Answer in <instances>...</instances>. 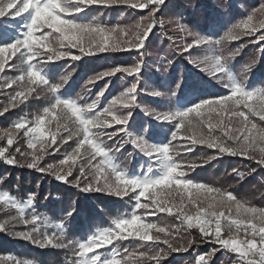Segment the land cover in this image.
<instances>
[{
	"label": "snow or ice",
	"instance_id": "1",
	"mask_svg": "<svg viewBox=\"0 0 264 264\" xmlns=\"http://www.w3.org/2000/svg\"><path fill=\"white\" fill-rule=\"evenodd\" d=\"M116 5L147 9V14L134 24L122 26L102 24L98 17L86 23L79 20L80 14L93 6L110 8ZM163 7H166V0H0V18L15 22H0V73L6 70L20 73L14 77L0 76V87L11 88L19 84L21 89L10 94L0 115L24 103L33 93L37 98L44 93L51 100L42 114L34 115L31 120L22 117L0 133V141L6 140L7 144L0 146V159L9 166L27 167L51 175L82 192H106L120 198L129 196L134 201L131 213L113 218L110 226L97 228L86 240H72L66 235V221L73 211H68L65 219L55 224V231H49L47 217L34 211L29 217L26 212V209H34V193L21 202L8 191H0V206L17 211L16 215L0 223V231H9L10 221L30 226L27 231L13 235L42 249L49 246L70 249L74 259L68 264H144L145 258L161 264L172 252H187L193 245L202 243L217 247L196 254L193 264H214L213 257L217 252L234 254L236 258L231 264H264V208L239 200L231 192L191 180L185 169L194 170L199 165L183 158L176 159L199 144L217 150V155L208 157L205 163L221 155L241 156L264 168V125L250 118L258 117L259 121H264V88L249 90L246 86L248 74L257 61L253 59L244 65L237 75L230 72L228 61L239 54V48L228 56L216 54L226 41H237L245 36L256 37L252 43L264 41V3L228 27L218 39L188 31L179 20L176 21L181 31L191 37L190 42L177 50L184 53L194 47H206L210 55L190 58L189 63L226 89L225 94L195 101L181 111H157L137 102L145 55L141 49L146 48L157 23L163 26V20L157 19V13L162 12ZM67 49H77L79 54H72ZM132 49L139 53L137 63L108 68L90 76L85 83L83 91L90 92L89 85L117 73L135 77L134 82L113 96L102 110L98 105L108 91L110 81L91 102L82 94L62 98L59 91L62 84L67 83L68 76L61 77L62 83H54L39 67L66 58L79 61L83 56ZM259 51L264 55V48ZM149 94L164 95L159 91ZM170 95L175 96V90ZM135 108H140L158 123L171 125L166 142L154 145L147 142L144 135L130 131L129 121ZM53 120L54 130L49 127ZM114 125L121 127L107 131ZM21 133L26 149L30 151L19 146ZM121 133L123 138L116 139ZM69 141H73V145L69 146L71 150H64L62 159L41 166L45 156L59 153ZM125 144H131L147 158V166L141 165L135 174H129L117 156ZM13 146L14 152L11 151ZM74 171H78V175L69 180ZM232 171L243 178L244 174L237 169ZM130 192L135 195L130 196ZM189 205L190 210L186 211ZM141 209L144 211L138 213ZM158 213L174 215L180 224L162 226L146 220L147 216ZM192 229L200 233L199 239L189 238L186 244L183 237L178 239L181 231L190 235ZM130 239L141 242L136 249L157 250L153 254L122 244ZM0 264L34 262L0 256Z\"/></svg>",
	"mask_w": 264,
	"mask_h": 264
},
{
	"label": "rangeland",
	"instance_id": "2",
	"mask_svg": "<svg viewBox=\"0 0 264 264\" xmlns=\"http://www.w3.org/2000/svg\"><path fill=\"white\" fill-rule=\"evenodd\" d=\"M261 3H264V0H166V7H163L162 12L157 13L158 21L163 20L164 22L163 26H161L160 23H157V25L153 29V34L150 36V39L146 43V48L141 49V51H143L145 55L144 63L142 65L141 81L138 85L139 95L137 96V102L142 107L155 109L157 111H167L170 109L181 111L191 106V104L195 101L208 98L209 96L225 94L226 89L221 84L216 83V81L212 80L211 77L205 72H201L197 67L189 63L190 58L200 59L206 55H210L206 47H194L190 52L184 53L177 50L178 47L182 48L186 42H190L191 37L187 36L185 31H181L176 21L179 20L181 24L186 26V29L188 31L218 39L219 36L224 34L228 27L238 22L240 19L246 18L248 13L251 12L254 8L259 7ZM146 14L147 9H130L125 5H116L110 8L93 6L85 13H81L79 20L86 23L92 21L93 17H98L99 22L102 24L108 26H122L134 24L139 20L141 16ZM259 19H261V17H259L258 15L257 20ZM0 22L15 23L12 21H5L4 18H0ZM247 38L249 39V43H252L251 41L256 39V37L254 36H245L237 41L223 42L222 46L217 49L216 54L228 56L232 51L237 49L235 46H232L234 45V43H241ZM253 45L258 48L257 53H259L258 56H260L261 52L259 51V49L264 48V41L253 43ZM67 50L72 54H79L77 49ZM237 57L238 56H235L234 58L230 59L228 63L230 72L239 75L243 69V66L248 64V62L241 63V60H238ZM139 58V53L135 49H132L129 51H118L113 53H99L95 56H83L79 61H72L70 58H66L55 62H49L48 64H41L39 65V67L43 68L44 71L49 74V78L54 83H62L61 77L68 76L67 83H63L59 91V94L62 96V98H75L78 94H82L88 102H91L92 99H95L96 94L100 91L104 84L110 81V87L108 91L105 92V95L101 97L100 103L98 105V108L102 110L113 96L119 94V92L130 86V84L134 82L135 77L126 76L123 73H117L114 77L105 78L97 81L94 85H89L88 87L91 88V91L85 92L83 91V89L85 87L87 79L90 76H93L99 72H102L111 67H115L117 65H134L138 62ZM169 61H171V63H169ZM83 63L86 68H88V70L86 73L80 74V66ZM94 63H97L96 67L92 66L95 65ZM19 74L20 73L17 71L6 70L4 73H0V76L14 77ZM178 83L179 88H177ZM246 86L249 90L258 87L264 88V78H262L259 73H256L251 69L250 73L248 74ZM18 90H21L19 84H15L11 88L7 86L0 87V111H3V108L8 103L10 94H14L15 91ZM173 90H175V96L170 95ZM152 91H159L164 95L155 97L149 94ZM36 95L37 94H35V96ZM44 95V105L42 109L34 108V105H32L31 101L28 100L15 107L19 114L17 115L13 123L22 117L31 120L34 115L42 114L43 108L48 106L51 102L50 97L46 94ZM81 103H83V101H81ZM119 111L126 112L127 110L120 109ZM250 118L254 122L264 125V121H259L258 117ZM48 119L53 118L49 117ZM233 123L236 122L233 121ZM129 124L131 126L130 131L133 134L144 135L146 141L154 145L166 142L168 133L171 128V125L158 123L150 116H146L140 108H135L133 110V117L132 120L129 121ZM49 127L54 130V120L53 124ZM119 127L121 126L114 125L112 128L107 129V131H115ZM144 129H147V131L144 132ZM204 131L206 132L207 129H204ZM20 137L23 138L22 133ZM121 138H123V133H121L120 136L116 137V139ZM68 143H72L73 145V141H69ZM109 143L112 142L109 141ZM173 143L175 144L183 142ZM200 147L206 146L197 144L193 146V150L191 152L197 150ZM65 149L71 150L70 147L69 149L68 147L63 148L61 152L62 156L60 157V159L63 158ZM211 150L217 152L216 149ZM191 152H188L186 154L182 152V157H176V159H184L186 155H189ZM129 153H132V155L129 156ZM117 156L119 157L122 166L126 167V171L129 174H135L140 169L141 165H144L145 167L147 166V158L140 154L136 149H134L131 144H125L124 149L122 150V152L117 153ZM218 157L223 158L231 156L221 155ZM185 170L187 171L188 178L195 182L204 183L196 176H192L197 171V167L194 170H188L187 168ZM235 175L239 177L237 173H235ZM0 191L6 190L0 188ZM129 195L132 196L135 194L130 192ZM114 197H116V199L121 204H123V207L117 210L113 214L111 219L132 212L134 201H131L129 199V196H125L123 198L117 196ZM190 207L191 206L189 205L185 210H190ZM4 210H12L15 214H17V211L15 209H5L0 206V212ZM33 211L35 212V214L48 218L50 222V227L48 229L49 231H55V224L65 219L63 218L62 213L55 215L54 213L43 210V208L35 207V205L34 209H26L29 217L33 214ZM137 211L138 213H142L144 210L141 209ZM146 220L158 223L162 226L180 224V221L177 220L174 215H168L167 213H158L155 216H147ZM111 221L108 225L103 227L110 226ZM29 227L30 226L24 225V231H27ZM97 228H102V226H94L92 229L85 230L76 236H72L69 234V232H67L66 227V235L68 239L86 240L87 236L94 232ZM192 231H196L199 236L198 238H200V233L197 230L192 229L190 230V235L189 232L181 231L178 239L180 237H183V242L186 244L187 239L195 237L192 235ZM153 235H155V233H153ZM16 238L19 239L18 237ZM139 243L141 242L131 239L122 242L124 246L130 247V249H136V245ZM31 245L33 244L31 243ZM199 245H193L192 248L196 249V247L200 246L208 247L207 250L201 253H207L212 248L217 247V245L210 243H202L200 246ZM160 247L166 246L160 245ZM149 249L150 248L144 247L136 250L147 251ZM150 250H152L151 252L154 254V251H156L157 249ZM98 251L105 252L106 249H99ZM175 253L176 252H172L171 255L176 256L177 254ZM0 256H12L22 262L32 261L34 262V264H39L35 259L31 257H18L13 252L0 254ZM191 257L192 255L190 256V254H188V256H179L175 259L176 261L183 259L190 261ZM235 258L236 257L234 254L217 252L213 257V262L216 261L218 264H231V261ZM71 259H74L72 255L64 260L63 264H68L69 260ZM192 261H194V257L192 258ZM148 262L149 264H154V262L152 261ZM189 263L190 262H188L187 264Z\"/></svg>",
	"mask_w": 264,
	"mask_h": 264
},
{
	"label": "trees",
	"instance_id": "3",
	"mask_svg": "<svg viewBox=\"0 0 264 264\" xmlns=\"http://www.w3.org/2000/svg\"><path fill=\"white\" fill-rule=\"evenodd\" d=\"M232 46L239 48L237 58L241 60V63H250L255 59L257 63L252 70L264 78V55L258 56V48L253 43H249L248 38L241 43H234ZM94 64L92 66L96 67L97 63ZM87 70L88 68L83 63L80 66V74L86 73ZM35 94L33 93L29 96L28 101H31L34 108L42 109L45 95L40 93L39 98H37ZM18 114L19 112L15 108H11L9 111L4 112L3 115H0V133L13 124ZM19 141V146L23 150L30 151L26 149L24 138L20 137ZM70 145L72 143L64 145L61 151L55 155L45 156L44 160L41 161V166L50 163L55 164L60 160L63 148L68 147L69 149ZM0 146L6 147V140L0 141ZM14 147L11 149L13 152ZM213 155H217V152L206 147H200L186 155L184 160L193 161L199 165L192 176H196L212 187L231 192L239 200L248 201L257 208H264V168L257 165L255 161L237 156L217 157L205 163L208 157ZM233 169L243 173V178L236 176L232 171ZM252 169L256 171L253 172L251 171ZM76 175H78V171H74L73 176L68 179L73 180ZM0 188L8 191L21 201L27 199L29 194L34 193L35 207L43 208V210L55 215L62 213L63 218H65V214L68 211H73L72 216L67 219V232L72 236L92 229L94 226L103 227L108 225L112 220L113 214L123 207V204L116 197L106 192H82L72 184L59 183L51 175L40 173L27 167L9 166L3 163L2 159H0ZM12 215H16L12 210L1 211L0 223H3ZM7 227L9 231H0V254L13 252L18 257H31L39 264H63V261L72 255L70 249L50 246L42 249L31 245L29 241L17 239L13 233L25 230L24 225L19 221H10ZM192 235L196 239L199 237L196 231H192ZM207 248L200 246L196 247V249L190 248L187 253H175L177 254L176 256L170 254L166 259L162 260L161 264H187L188 262L192 264V258L196 254L207 250ZM147 251L151 252L152 250L149 249ZM188 254L192 255L190 261L186 259L176 261L175 259L179 256H188ZM144 264H149V262L145 259ZM214 264L218 263L214 261Z\"/></svg>",
	"mask_w": 264,
	"mask_h": 264
}]
</instances>
